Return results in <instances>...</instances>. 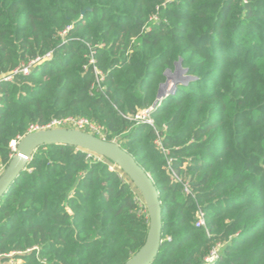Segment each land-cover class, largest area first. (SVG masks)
I'll return each mask as SVG.
<instances>
[{
	"label": "trees",
	"instance_id": "obj_1",
	"mask_svg": "<svg viewBox=\"0 0 264 264\" xmlns=\"http://www.w3.org/2000/svg\"><path fill=\"white\" fill-rule=\"evenodd\" d=\"M178 63L194 80L154 107ZM65 118L151 175L152 264H207L220 245L214 264H264V0H0V170L30 127ZM142 203L107 159L41 147L0 201V264H126Z\"/></svg>",
	"mask_w": 264,
	"mask_h": 264
},
{
	"label": "water",
	"instance_id": "obj_2",
	"mask_svg": "<svg viewBox=\"0 0 264 264\" xmlns=\"http://www.w3.org/2000/svg\"><path fill=\"white\" fill-rule=\"evenodd\" d=\"M186 73L181 63H178L175 74L168 73V82L161 87L154 107L162 99L175 93L179 84L194 80L186 76ZM50 145L73 146L92 153L112 162L128 176L145 201L149 215V233L145 245L126 264H152L160 252L163 236V210L159 192L151 175L116 142H108L93 134L72 129L43 130L25 135L17 143L15 154L0 178V201L15 180L27 170L34 153L39 148Z\"/></svg>",
	"mask_w": 264,
	"mask_h": 264
},
{
	"label": "built area",
	"instance_id": "obj_3",
	"mask_svg": "<svg viewBox=\"0 0 264 264\" xmlns=\"http://www.w3.org/2000/svg\"><path fill=\"white\" fill-rule=\"evenodd\" d=\"M35 62H33L31 65H33ZM18 72H22L25 75L29 74L30 72V66L29 67H24L22 69H20L19 71H16L15 73ZM6 81H11V76H7L4 78ZM153 111V108L147 109L145 111H143L142 113H140L135 120L137 121H141V122H146L149 124H152V120L150 119V114ZM51 129H72V130H78V131H83L86 133H90L93 135H102V130L101 127L97 126L95 123L89 121L88 119H84V118H65V119H55L52 122H50L48 125L46 126H32L30 127V129L28 130L27 134L30 133H35L38 131H43V130H51ZM26 134V135H27ZM21 139V138H20ZM13 141L11 143V148L12 150L15 152L16 150V146L17 143L20 141ZM90 156L94 155L92 153H89ZM96 157H99L97 155H94ZM5 169H1L0 170V178L3 175ZM187 193H189V190L186 189ZM137 200L139 201L140 199L137 198ZM143 203L146 207L145 201L142 197ZM142 203V204H143ZM141 204V206H142ZM147 209V207H146ZM204 214L202 212L199 213L198 216V222H197V227L204 225ZM220 248L221 245L218 246L210 255L209 258L206 259V263L207 264H214L218 259H219V253H220ZM8 257H12V255L8 256ZM0 261H1V257H0ZM23 262L21 260H11L9 261L8 264H22Z\"/></svg>",
	"mask_w": 264,
	"mask_h": 264
},
{
	"label": "bare ground",
	"instance_id": "obj_4",
	"mask_svg": "<svg viewBox=\"0 0 264 264\" xmlns=\"http://www.w3.org/2000/svg\"><path fill=\"white\" fill-rule=\"evenodd\" d=\"M173 81H175V80H173ZM173 81H172V82H173ZM170 85H171V84H170ZM168 88H169V87H168ZM168 88H167V89H168Z\"/></svg>",
	"mask_w": 264,
	"mask_h": 264
}]
</instances>
